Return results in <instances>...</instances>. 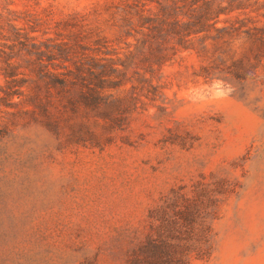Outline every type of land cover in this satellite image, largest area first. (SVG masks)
Segmentation results:
<instances>
[{"label": "rangeland", "instance_id": "1", "mask_svg": "<svg viewBox=\"0 0 264 264\" xmlns=\"http://www.w3.org/2000/svg\"><path fill=\"white\" fill-rule=\"evenodd\" d=\"M131 1L0 0L3 14L43 15L48 5L56 17L85 14L88 26H98L130 65L123 84L105 91L113 97L132 92V84L146 86L144 79L157 85L154 93L143 90L148 96L141 94L136 108L124 101L126 110L72 108L52 93L49 115L4 114L0 264H124L144 237L148 207L200 172L225 177L235 191L213 222L211 255L192 264H264L262 75L242 82L193 76L207 60L191 51L152 72L136 67L141 38L118 39Z\"/></svg>", "mask_w": 264, "mask_h": 264}, {"label": "trees", "instance_id": "2", "mask_svg": "<svg viewBox=\"0 0 264 264\" xmlns=\"http://www.w3.org/2000/svg\"><path fill=\"white\" fill-rule=\"evenodd\" d=\"M257 2L132 0L124 8L118 39L141 38L137 53L142 58L131 64L145 71L152 72L181 51H191L207 60L193 69V76L242 82L261 74L264 81V9L260 10L264 7ZM42 10L43 15L29 9L0 12V123L4 114L16 117L39 110L49 115L52 93L66 97L72 108L82 104L126 110L124 101L136 108L140 95L148 96L144 89L156 91L157 85L144 79L146 86L132 84V92L122 97L106 93L123 84L130 65L124 64L98 26H88L85 14L56 17L51 5ZM3 124L0 135L7 129V121ZM234 191V184L212 172L170 186L148 207L144 237L124 264H192L207 259L214 244L213 222Z\"/></svg>", "mask_w": 264, "mask_h": 264}]
</instances>
